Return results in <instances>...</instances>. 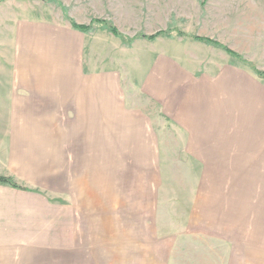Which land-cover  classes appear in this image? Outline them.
Segmentation results:
<instances>
[{
	"label": "rangeland",
	"instance_id": "1",
	"mask_svg": "<svg viewBox=\"0 0 264 264\" xmlns=\"http://www.w3.org/2000/svg\"><path fill=\"white\" fill-rule=\"evenodd\" d=\"M67 17L109 21L128 37L179 28L264 71V0H0V176L33 191L0 185V264H264V170L250 183L247 166H197L147 85L167 60L255 73L202 42L126 46L100 29L79 34ZM76 68L115 86V134L61 135L59 119L33 116L36 84ZM63 173L67 188L49 181ZM32 194L80 215L67 216L69 230H35Z\"/></svg>",
	"mask_w": 264,
	"mask_h": 264
},
{
	"label": "crops",
	"instance_id": "2",
	"mask_svg": "<svg viewBox=\"0 0 264 264\" xmlns=\"http://www.w3.org/2000/svg\"><path fill=\"white\" fill-rule=\"evenodd\" d=\"M163 62L166 70H160L156 77L148 79L147 85L155 87L156 98L166 115L180 133L187 135L185 144L190 160L194 159L197 166L218 170L232 167L235 173L247 166L250 168L247 173L253 175L250 183H254V177L264 170L262 80L229 64L219 65L218 71L211 74L201 70L203 63L199 61L195 68L181 61ZM76 70L78 77L50 78L36 84L42 87L35 90L38 93L36 105L30 103L33 116L59 119L61 135L71 133L89 138L91 135L95 142L102 132L115 134L118 103H122L117 98L115 86L107 87L110 83L101 77L82 76L83 68ZM64 141L65 138L62 139V152H66L69 145ZM242 173L240 190L246 182L245 171ZM49 181H60L66 188L69 183L64 173ZM238 193L243 194L242 191ZM32 195L34 203L39 204L34 213L39 223L32 224L35 230L52 232L57 225L60 230H69L67 216L80 215L74 204L63 206L50 201L55 197L44 199ZM238 195L236 198L240 197ZM17 211L14 209L12 216L15 217Z\"/></svg>",
	"mask_w": 264,
	"mask_h": 264
},
{
	"label": "trees",
	"instance_id": "3",
	"mask_svg": "<svg viewBox=\"0 0 264 264\" xmlns=\"http://www.w3.org/2000/svg\"><path fill=\"white\" fill-rule=\"evenodd\" d=\"M68 20L70 21V24H71L73 30H75V31H78V32L83 33V34H89L92 31H94V29H100L103 31H107L111 35H113L115 38L119 39L126 46H131L138 40H146L148 42H154L158 38H163V37L170 38V37H173L174 35H177V36L182 37L184 39H190L193 41L202 42V43L208 44L210 46L224 50L230 56H232L236 61L248 66L259 79H262V80L264 79V71L259 70L253 63L247 61L242 56H240L236 52L230 50L225 45H223L217 41H214L212 39H209V38L190 35L188 33L183 32L179 28L170 27L165 31H160V32H157L153 35H145V34L140 33V34L136 35L135 37H128V36L124 35L123 33H121L119 31V29L113 23H111L109 21L94 20L89 25H82V24L76 23L72 19L68 18ZM0 185L9 186L12 189L17 190V191L33 192L32 190L28 189L27 187H24V186L20 185L19 183H17V181L15 179H13L12 177L0 176Z\"/></svg>",
	"mask_w": 264,
	"mask_h": 264
}]
</instances>
